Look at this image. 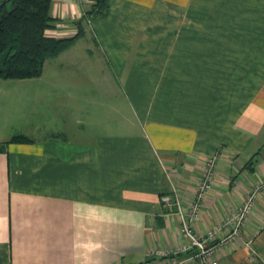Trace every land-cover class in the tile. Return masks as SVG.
Returning a JSON list of instances; mask_svg holds the SVG:
<instances>
[{
	"label": "crops",
	"instance_id": "0c3cea01",
	"mask_svg": "<svg viewBox=\"0 0 264 264\" xmlns=\"http://www.w3.org/2000/svg\"><path fill=\"white\" fill-rule=\"evenodd\" d=\"M108 5L82 22L89 0H52L47 34L82 36L39 77L0 80V264L185 261L161 197L175 190L189 210L216 156L193 229L205 235L259 189L214 257L264 264V0Z\"/></svg>",
	"mask_w": 264,
	"mask_h": 264
},
{
	"label": "trees",
	"instance_id": "16d2710c",
	"mask_svg": "<svg viewBox=\"0 0 264 264\" xmlns=\"http://www.w3.org/2000/svg\"><path fill=\"white\" fill-rule=\"evenodd\" d=\"M83 21L104 17L108 0H89ZM52 0H0V79L20 80L37 78L42 74L47 59L57 56L82 36L78 33L68 39L47 34L54 27L51 17ZM26 139L14 136L12 141Z\"/></svg>",
	"mask_w": 264,
	"mask_h": 264
},
{
	"label": "built area",
	"instance_id": "2783aa9c",
	"mask_svg": "<svg viewBox=\"0 0 264 264\" xmlns=\"http://www.w3.org/2000/svg\"><path fill=\"white\" fill-rule=\"evenodd\" d=\"M217 159V156L207 159L197 184L195 198L189 210L186 211L182 207L179 195L175 190L171 195L161 197L162 204L171 210L175 209V214L180 221L182 243L175 254L184 253L189 255L185 261L169 260L165 264H186V262L191 264H218L214 257L216 251L220 250L221 247L231 245L232 241L240 235V230L252 210L259 189H255L248 195L242 208L235 214L216 225L205 235H198L193 229V223L199 217L201 203L211 189ZM222 231L226 232L225 235L217 240Z\"/></svg>",
	"mask_w": 264,
	"mask_h": 264
},
{
	"label": "rangeland",
	"instance_id": "374dc122",
	"mask_svg": "<svg viewBox=\"0 0 264 264\" xmlns=\"http://www.w3.org/2000/svg\"><path fill=\"white\" fill-rule=\"evenodd\" d=\"M1 80V79H0ZM3 81H8V80H3ZM1 82V81H0ZM6 102H7V104L9 103V102H11V99H10V97L8 96L7 98H6ZM31 104V106H40L39 104H37V103H30ZM10 105H11V103H9L8 105H7V107L9 106V108H10ZM5 117L6 116H4V118H0V124L2 125V123H4L5 122ZM68 125H69V128H71V131H76L78 128H74L73 126L74 125H72V127L70 126V123H68Z\"/></svg>",
	"mask_w": 264,
	"mask_h": 264
}]
</instances>
